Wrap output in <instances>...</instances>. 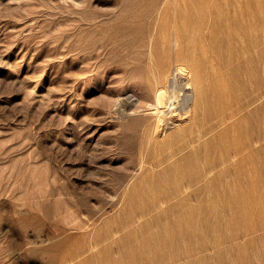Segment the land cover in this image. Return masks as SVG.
<instances>
[{
  "label": "rangeland",
  "instance_id": "1",
  "mask_svg": "<svg viewBox=\"0 0 264 264\" xmlns=\"http://www.w3.org/2000/svg\"><path fill=\"white\" fill-rule=\"evenodd\" d=\"M226 3L0 0V264H264L263 169L248 200L125 194L156 186L152 163L202 145L184 148L202 129H190L184 118L181 101L188 95L192 109L198 96L179 81H196V44L210 40L213 15L226 13ZM238 6L226 15H237ZM221 35L218 47L228 55ZM261 39L255 40L264 49ZM247 55L225 67L243 64ZM152 65L154 87L144 80ZM262 69L242 104L248 111L264 102ZM155 87L176 90L165 110L172 120L161 130L165 147L148 145L146 137L147 146L139 142L155 122L145 105ZM144 153L150 161L140 168Z\"/></svg>",
  "mask_w": 264,
  "mask_h": 264
},
{
  "label": "bare ground",
  "instance_id": "2",
  "mask_svg": "<svg viewBox=\"0 0 264 264\" xmlns=\"http://www.w3.org/2000/svg\"><path fill=\"white\" fill-rule=\"evenodd\" d=\"M226 1H227L226 7L224 8V10H226V13H223L224 11L221 12L223 10L222 5H221L222 10L218 8L221 11L220 10L218 11V9L216 10V7L211 8L213 9L212 11H214L215 9L218 12H215V14L216 13L217 14L213 15L214 22L211 21V23L214 24L212 25L211 31L209 32L210 40L207 42H205L206 41L205 40L204 43L202 44H198V45L196 44L197 49L201 50V54H200L201 56L198 58V62H196V64L194 65L196 71V81H195L196 84L195 82L192 83L190 80H188L186 83H183L182 80L179 81L180 82L179 84L182 89L186 91L194 90L195 92L194 94L198 96L196 97L198 98L197 103L192 109H189L188 106L186 105L187 99L185 98H187L188 95H186V97L183 98L184 100L181 101L179 107L185 110L184 118H186V120L189 118L192 121V125L190 129L192 128L202 129L200 131H197V133L194 136H192L193 134L191 135L192 136L191 139L189 138V141L188 143H186L184 148H187L189 145L199 142L202 145L198 146L195 150H191L193 148L192 147L191 149H189L190 151L183 157H180L181 155L179 156L178 153H175L169 156H165V158H163V160L161 161L158 162L156 161V163H152L153 168L155 170L157 169L156 170L157 173H154L156 178L155 180L156 183L155 182L154 183L156 186L150 187L146 190L144 189L145 186H141V189L142 187H144L143 188L144 190H139L138 188L137 189L134 188L130 191L125 192V194L128 195V197L132 198V197H137L139 195L140 197L156 196V198L163 200H170L172 198H182L185 200H191L194 198L197 199H201L204 197L218 198L220 196L238 195L239 197L249 196V198H247L248 200L251 198V195H254L255 193L258 192L257 190L259 189V187L256 186L258 187L256 189L254 185L255 182L258 184V180L261 174L263 173L262 169L264 170V143L260 145V147H257L258 146L257 144H259L258 143L259 138H261L264 142V102L259 104L257 107L255 106L256 108L252 110L253 112L246 110L247 106L246 105L244 106L242 104L243 102L246 101L245 96L249 95L248 90L250 89V87L256 88L259 86L260 83L259 70L262 69V68L259 69V64L264 65V49H260L259 40H257L259 46H257L258 44L256 43L255 40L258 39V37H262V39H264V0H243L242 3L241 2L239 3V1L241 0H226ZM237 2L240 4L239 6ZM235 6L239 7L238 9L240 10V12L239 10L238 12L240 13V15L237 16L238 12H236L237 15L236 14L234 15L235 12L234 11L233 15L230 16L229 14H231L230 13L231 10H235ZM227 13H229L228 14L229 16L226 15ZM179 29L181 28L179 27ZM202 31L203 30H201V32ZM219 33L223 35V36L221 35L222 38L224 37L223 39L220 40L224 48L222 46L221 47L226 53L228 52V55L220 51L219 48L220 43L218 45V41H216ZM241 41L244 44L243 47H239V42ZM261 48L264 47L262 46ZM185 51L189 52V50H185ZM243 54L244 55L248 54L247 56L250 55L249 60L244 62L243 64L238 65L237 67L236 66H234V68L230 67L232 69L227 70V68L225 67L226 63L228 64L227 61L232 59V57L233 58L235 56L239 57L240 55L242 56ZM246 59L248 58L246 57ZM224 62L225 64L223 67L222 65ZM153 66L154 65L148 66V69L145 71L144 74L145 76L144 80L146 81V84L150 87L154 85L151 82L154 81L152 79L153 78L152 74H154L153 73L154 69H152ZM209 68H212L211 71L209 70L210 72L207 71ZM178 72L183 76H187L189 74V71H187V69H185L184 67L178 68ZM196 88H197V92H196ZM174 91L176 90L169 87H167L166 89L162 87L156 88L154 90V93H152L153 100L148 104L145 103L147 107L146 109L149 112H151V115L152 113L155 114V122L146 124L147 125L146 128L144 127L145 129H142L145 134L143 135L142 134L143 132L141 133L144 136L143 137L144 143L143 141H141L142 139L140 141L138 140L139 142H142V144H144L145 146H147L146 145L147 142H145L146 141L145 137H146L148 141V145L153 144L154 146V145H159L158 143H160L161 145L163 144L165 147L167 141L165 137L161 136V130L165 128L167 122L172 120L171 118H167L168 117L166 113L167 111L165 110L170 108V104L172 103L171 101H173L171 100V94L174 93ZM261 116H263V118H261ZM172 137L174 140L175 136ZM171 140L172 139H170V142ZM202 140L203 143L201 142ZM142 146L140 147L141 149L144 150L145 146L144 147ZM160 148H162V146ZM127 153L129 154V152ZM156 154L153 155L155 156ZM176 156H179L180 158ZM145 158L146 157L144 153V155L142 154L141 157L140 163L142 165L140 166V168L145 165L144 162L148 163L150 161L149 160L150 158H147L149 161L146 160ZM155 158L156 157L151 158V162H153L152 159ZM259 184H261V182ZM248 185H250L251 187H248ZM252 186H254L255 188ZM261 188L262 186H260V189ZM261 196L262 195H260V197ZM252 197L254 198V196ZM258 203L262 204V202H258ZM253 204H255L254 201ZM252 206L253 205L250 206L251 209ZM261 206L262 208L260 209L263 210L264 209L263 204ZM255 210H257L258 212L260 211L257 208ZM256 212L254 211V213ZM260 212L264 213V210L263 212L262 211ZM259 215L261 216V214ZM178 219L180 218L178 217ZM167 236L169 237V234ZM171 237H173L172 234ZM122 242L124 243L125 246L126 245L125 242L121 241V243ZM107 250L108 247L103 250L104 253H106ZM124 250H122V252ZM127 251L129 252V250ZM121 254L123 255V253H120V255ZM172 258H174V256ZM122 260H124V257L122 258ZM126 260L129 261L130 259H128L127 257ZM116 261L117 259L114 261L112 260V262H115V264H119L118 261L117 263ZM112 262L110 261V264ZM107 263H109V261Z\"/></svg>",
  "mask_w": 264,
  "mask_h": 264
}]
</instances>
